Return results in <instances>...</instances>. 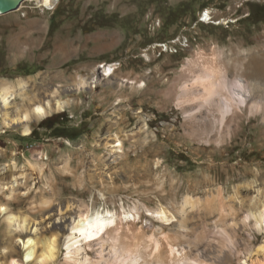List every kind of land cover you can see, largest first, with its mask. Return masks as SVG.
Wrapping results in <instances>:
<instances>
[{"label": "rangeland", "instance_id": "374dc122", "mask_svg": "<svg viewBox=\"0 0 264 264\" xmlns=\"http://www.w3.org/2000/svg\"><path fill=\"white\" fill-rule=\"evenodd\" d=\"M48 4L26 0L0 16V86L23 82L9 98V117L35 101H68L62 111L32 116L28 135L24 123L3 126L0 103V184L18 179L16 198L8 200L3 191L0 203L29 218L15 231L0 216V264H35L25 260L24 243L45 236L56 241V257L48 264H63L68 252L79 258L77 264L86 258L90 264L98 237L76 239L72 227L81 213L124 217L136 208L133 235H155L163 248V236L177 240L181 215L173 212L162 222L157 212L181 205L186 196L197 197L198 208L206 197L213 195V204L220 197L234 210L242 208L239 218L258 209L264 202L263 114L243 107L221 125L215 110L219 134L208 144L186 133L184 117L166 92L185 61L198 54L217 67L222 63L229 80L240 78V66L250 87L263 88L264 0H60L55 9ZM252 61L262 65L255 74L246 67ZM109 65L115 70L102 76ZM116 137L121 150L113 149ZM36 163L44 166L42 173L31 167ZM41 197L49 206L39 207ZM211 219L191 223L206 240L197 248L221 250V264H264L256 251L264 231L253 228V219L237 225L238 246L206 226Z\"/></svg>", "mask_w": 264, "mask_h": 264}, {"label": "bare ground", "instance_id": "6f19581e", "mask_svg": "<svg viewBox=\"0 0 264 264\" xmlns=\"http://www.w3.org/2000/svg\"><path fill=\"white\" fill-rule=\"evenodd\" d=\"M40 2L42 4L48 2L49 7L55 9L60 0H39ZM2 15L6 14H0V16ZM209 15L210 13L207 12L206 16L209 17ZM252 62L248 63L246 67L255 74L257 72L255 70H258V67L262 65L256 61ZM114 70L115 65L104 67L102 76H109ZM235 70L240 78L236 77L229 80L227 68L222 63H219L217 67L206 60L202 54H198L193 60L185 61L181 67V77L174 79L171 89L166 94L174 100L175 107L182 113L184 125L187 128L186 133L191 134L194 138L199 136L204 143H211V136L219 134L214 130V124L217 121L214 115L215 110L219 112L218 121L221 125L224 124L228 117L242 114L243 107L249 108L252 113L261 112L264 117V87L260 86L261 88L258 87V89L257 87H250V83L245 81V78H242L244 71L240 70V66L238 67L237 65ZM222 76H225L226 81ZM222 79L224 80L221 84L220 80ZM135 82L138 84V88L143 86L141 81L135 80ZM17 86H23L22 80H19L16 85L10 82H2L0 86V103L4 108L2 123L6 128H9L15 122L24 123L22 126L24 135H28L31 132L30 123L32 122V116L42 119L49 116L52 112L62 111L68 105V101L58 100L52 105L49 100L41 102V100L35 101L33 99L32 102L35 101L33 106L24 109L20 114L11 118L9 117L7 107L9 105V98L16 95L15 90ZM253 93L255 96L251 97ZM233 95H236L238 99L233 98ZM246 97L251 98L249 104ZM114 143L113 149H122V143L119 138L116 137ZM31 167L39 173H42L44 170V166L39 163L33 164ZM23 178L25 177L23 176ZM13 179L14 184L11 186L0 184V192L8 191V200L15 199L17 195L16 186L18 185V179ZM218 198L216 203L213 204L215 197L213 195L206 197L202 202L203 207H199L200 209L198 205L201 204V201L197 197L190 196H186L182 204L177 207L169 205L168 208H160L157 214L162 222L171 220L173 212L181 215L177 228V240L173 237L163 236V248H160L157 238L154 237L155 235L151 237H145L141 233V235L139 233L133 235V221L138 216L136 208L124 214V217H116L114 214H109L108 212L106 214L97 212L94 214H88V212L81 213L78 221L73 225L72 231L76 232L74 234L76 235V239L79 238L82 241L98 237L97 244L99 251L96 254V259L91 260L90 264H109L110 262L115 264H221L218 260L222 255L221 252L219 253L221 250L218 251L214 247H209L208 251L210 252L205 253L202 251L206 249L201 250L197 248L196 243L199 244L200 242L201 244L206 240L201 239L200 232L195 231L196 229H194L191 223L195 219L205 220L206 218L207 220L212 218L209 220L210 223L206 221L205 225L211 226V230L213 227V231L221 238L227 239L231 245L238 246L236 237L242 228H238L237 225L243 224L245 226L248 218L253 219V228L257 231H264V202L255 211H252V208L247 209L246 212H243L242 218H239V213L242 211L241 207L238 212L230 205L232 203L227 205L222 198ZM49 204V199L41 197L39 207L44 208V206H49ZM196 207L198 208L197 210ZM191 212L197 216H191ZM0 216L4 217L7 228H15V231L23 228L29 219L27 215L12 213L6 205L1 203ZM240 221L241 223L239 224ZM211 230L210 233L213 232ZM102 232H105V236L99 237ZM205 233L209 234V231ZM45 237H36L32 241L29 239L24 243L26 247L25 260L31 259L35 261V264H48L56 257L55 237ZM71 239L73 240V238H70V242ZM200 239L201 241H199ZM69 244L66 245L67 249L71 248ZM207 244L209 243L207 242ZM193 251L196 252L193 253ZM256 251L261 257H264V242L258 246ZM68 254L70 257H66L63 264H77L80 261L78 260L79 258L72 257L74 253L68 252ZM80 263L87 264V258ZM4 264L20 263L11 259L9 262L6 260Z\"/></svg>", "mask_w": 264, "mask_h": 264}, {"label": "water", "instance_id": "95a60500", "mask_svg": "<svg viewBox=\"0 0 264 264\" xmlns=\"http://www.w3.org/2000/svg\"><path fill=\"white\" fill-rule=\"evenodd\" d=\"M26 0H0V14L16 11Z\"/></svg>", "mask_w": 264, "mask_h": 264}, {"label": "snow or ice", "instance_id": "6c2138e0", "mask_svg": "<svg viewBox=\"0 0 264 264\" xmlns=\"http://www.w3.org/2000/svg\"><path fill=\"white\" fill-rule=\"evenodd\" d=\"M53 211H55V210H53ZM54 223L59 224V221H58V220H55ZM50 226H51V225H50ZM62 227H63V226L61 225V228H62Z\"/></svg>", "mask_w": 264, "mask_h": 264}]
</instances>
